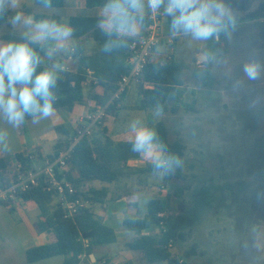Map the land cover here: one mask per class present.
<instances>
[{"label":"rangeland","instance_id":"374dc122","mask_svg":"<svg viewBox=\"0 0 264 264\" xmlns=\"http://www.w3.org/2000/svg\"><path fill=\"white\" fill-rule=\"evenodd\" d=\"M24 1L28 6L34 3ZM231 4L241 16L240 29L231 40L199 42L178 36L171 46L157 49L155 61L171 56L184 66L176 113L157 116L154 111L142 110L137 91L129 87L118 116L106 123L112 138L120 142L131 139L128 129L134 120L155 130L163 122L169 130V141H181L186 146L183 171L198 178L182 198H172L174 212L185 214L191 222L182 229L183 238L171 251L188 264H264V199L256 195L264 191V76L253 82L242 73V64L250 55L259 54L264 59V0H231ZM162 29L164 35H170L168 18ZM0 34L19 36L7 26L0 28ZM71 51L68 43L55 57L63 71L76 67V62L69 59ZM201 55L209 58L206 66L198 60ZM204 68L214 76L212 90L193 78V71ZM236 81L241 82L240 88L234 86ZM86 90L88 93L90 88ZM85 116L87 119L88 113ZM43 145L48 148L47 143ZM149 164L148 157L138 165L142 168ZM143 177L159 198L179 185L178 180L174 185L166 184L164 176L156 173ZM106 206L117 204L108 202ZM10 215L16 222L23 220L14 212ZM36 222L34 217L27 220L30 227L38 229Z\"/></svg>","mask_w":264,"mask_h":264},{"label":"trees","instance_id":"16d2710c","mask_svg":"<svg viewBox=\"0 0 264 264\" xmlns=\"http://www.w3.org/2000/svg\"><path fill=\"white\" fill-rule=\"evenodd\" d=\"M83 1L90 10L100 8L103 3V0ZM35 6L40 7L36 0ZM63 6L64 0H57L54 10ZM27 13L37 17L41 15L30 9ZM56 17L60 18L58 15ZM7 18L5 16L0 19V28L9 26ZM70 22L75 29L73 40L77 41V44L69 57L76 62V67L72 71H62L55 107L57 110L72 113L75 106L84 105L89 107L90 117L99 107H107V110L104 119L93 129L92 135L83 138L73 147L67 161V169L63 172L57 169L58 178L72 183L75 198L89 202L88 208L82 209L78 215L67 218L57 194L48 191L45 177H41L38 184L30 187L28 191L17 195L19 203L37 205L40 210L38 232L48 236L47 244L26 251V261L30 264L59 256L64 258L62 264H81L82 256L91 261L90 256H95L98 248L116 243L115 230L106 226L103 218L95 210L97 205L104 208L108 201V192L105 189H90L87 185L95 181L117 184L127 176L155 173L151 164L137 170H128L129 161L139 160L143 155L131 151L130 141H115L110 128L106 125L108 119L118 116L123 105L126 93L118 99L113 97L118 89V82L129 71L127 60L130 55V43L145 34L149 25L148 16L141 34L129 39L127 47L112 54L102 52L105 36L95 26L96 17L76 16L71 17ZM0 39L7 41L19 39V36L5 34ZM87 42H93L95 45L90 52L85 46ZM44 63H47L46 59ZM183 68L184 66L175 63L172 57L162 61H155L153 58L134 84L139 96V107L142 110L156 112L159 106L162 109L161 114L176 113L178 111L176 104L180 102L181 97L180 88L183 86ZM192 74L202 87L210 90L215 88L214 76L208 68L196 69ZM87 87L90 88L88 97L85 95ZM98 89L101 93L97 92ZM92 103L95 105L91 106ZM22 128L23 126L18 129L20 134ZM156 131L161 142L167 145V150L179 155L183 161L182 167L175 173L164 176L166 184L174 185L173 181L178 180L179 185L174 186L172 193H168L164 198L150 200L148 214L143 219L124 220V229L134 234V239L127 244V249L142 256L146 264H188L172 253L171 249L175 242L183 238L181 231L191 222V218L174 212L172 198H182L190 187L189 184L198 177L195 174L189 176L183 171L186 151L184 143L170 142L168 127L163 122L157 125ZM55 132L60 137L50 154L45 155L41 146L17 154L0 151V189L12 187L19 181L20 176L41 167L45 162L54 163L62 152L71 148L77 136V129L60 125L55 127ZM95 132L96 134H93ZM123 191L110 200L125 198L129 207H136L137 191L131 188H125ZM0 205L9 213L16 210L12 201L0 202ZM161 213H165L164 218L159 216Z\"/></svg>","mask_w":264,"mask_h":264},{"label":"clouds","instance_id":"9594fccd","mask_svg":"<svg viewBox=\"0 0 264 264\" xmlns=\"http://www.w3.org/2000/svg\"><path fill=\"white\" fill-rule=\"evenodd\" d=\"M43 10L39 17L21 10L20 0H0V19L19 39L0 40V151L8 150V130L33 124L56 112L57 89L63 66L55 61L74 38L71 22L57 18V0H36ZM11 12L12 15L8 16ZM162 13L169 20V34L192 41L231 40L239 31L241 16L231 0H103L96 16V28L105 36L102 52L112 54L127 47L128 40L141 34L147 14ZM47 60L45 64L44 61ZM207 62L208 57H202ZM43 65V66H42ZM248 81L264 76V59L250 55L242 64ZM236 88L242 86L236 81ZM162 109L157 107L155 115ZM131 151L151 160L156 175L166 176L182 167L179 155L167 150L158 132L134 120L129 125ZM264 199V191L257 192Z\"/></svg>","mask_w":264,"mask_h":264},{"label":"crops","instance_id":"0c3cea01","mask_svg":"<svg viewBox=\"0 0 264 264\" xmlns=\"http://www.w3.org/2000/svg\"><path fill=\"white\" fill-rule=\"evenodd\" d=\"M20 5L21 9L25 12H27L28 9L32 10L34 13H42L43 11L40 7L35 6V0L33 5L31 4L30 6H28L24 0H20ZM86 9L89 10V12L85 13ZM99 9L100 8L88 9L83 0H64V6L53 11L54 14L58 15L60 18L70 21L71 17L76 16L96 17ZM79 11L85 14H78ZM7 27L10 28V26ZM3 35L5 34H0V38ZM69 44L72 50L77 44V41L72 40ZM85 46L88 52L95 47L93 42H87ZM131 88L136 90L135 86H130V89ZM97 92L101 93V90L98 89ZM89 94L90 90L88 93L86 90V97H88ZM94 105V103L91 104V106ZM122 108L123 105L121 106V109ZM88 110L89 107H84L82 105L75 106L72 113H68L61 109L56 110L52 117L41 120L39 123L33 124L31 120L25 122L22 130L24 133L21 134L18 129L9 128L8 150L3 152L10 154L24 153L32 151L37 146H41L43 147V153L45 155L50 154L46 149H53L54 144L60 137L59 135L56 137L54 133L51 134V131L55 132V127L60 125H65L76 130L80 125L84 124L86 120L85 115L88 113ZM44 124H46V126H43ZM44 143H47L48 148H45L43 145ZM143 158L129 161L128 170L140 169V165L138 164L148 160L147 156L145 159ZM145 175L150 174L127 176L121 179L117 184H105L95 181L87 185V188L90 189H105L108 192L107 203L112 202L113 204H117V207H107V203L104 205V208L100 205L95 206V210L97 214L103 218L104 224L115 230L117 242L98 248L95 251L96 258L94 255L90 256L91 261H87L85 257H83L81 264H146L142 256L127 249V244L134 239V234L126 231L123 227V222L126 219H143L146 217L148 214L149 201L152 199H159V197L154 195L153 188L150 187L147 179L143 177ZM130 183H132L133 186H131ZM125 188H133L132 190L137 191L135 199L138 205L136 207H129L125 198L117 201L110 200V198L122 194ZM15 207L16 210L14 213L21 215L23 219L20 220V222H16L12 215L8 213L7 209L0 205V264H30L26 261V251L31 248L43 246L48 242V236L45 233H40L37 228L30 227L27 224V220L30 217H34L38 222L40 213L37 205L17 202ZM63 261L64 258L59 256L31 264H62Z\"/></svg>","mask_w":264,"mask_h":264},{"label":"built area","instance_id":"2783aa9c","mask_svg":"<svg viewBox=\"0 0 264 264\" xmlns=\"http://www.w3.org/2000/svg\"><path fill=\"white\" fill-rule=\"evenodd\" d=\"M149 25L145 34L134 39L129 46V58L127 65L129 71L118 82V89L113 99H118L127 93L130 86L134 85L141 77L144 68L154 58L157 49L162 45L171 46L173 38L170 35H164L162 25L166 18L162 13L157 14L149 12ZM73 51V49H72ZM69 59H72L69 57ZM171 59V56L168 57ZM64 70V68H63ZM107 107H99L93 116H89L84 124L77 128V136L71 146L65 152H62L54 163L45 162L41 167L30 171L26 175H22L19 181L8 189H0V202L12 201L14 204L18 202L17 195L24 193L30 187L38 184L41 177H45L48 183V191H54L57 194L61 207L66 212V217L71 218L78 215L82 209L90 206L89 202L75 198V188L72 183L66 179H59L57 169L61 172L67 169V161L73 147L83 138L92 135L93 129L100 124L106 116ZM165 217V213L159 215ZM163 222L161 223V228ZM172 246V244H170ZM84 256L81 257V259Z\"/></svg>","mask_w":264,"mask_h":264},{"label":"water","instance_id":"95a60500","mask_svg":"<svg viewBox=\"0 0 264 264\" xmlns=\"http://www.w3.org/2000/svg\"><path fill=\"white\" fill-rule=\"evenodd\" d=\"M202 57H205V55H201L198 60H200V62H202L206 66L207 62H205Z\"/></svg>","mask_w":264,"mask_h":264}]
</instances>
